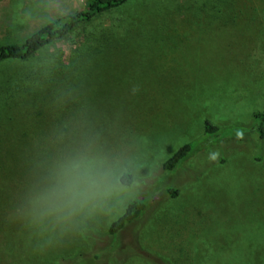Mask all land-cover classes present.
Instances as JSON below:
<instances>
[{"label": "rangeland", "instance_id": "1", "mask_svg": "<svg viewBox=\"0 0 264 264\" xmlns=\"http://www.w3.org/2000/svg\"><path fill=\"white\" fill-rule=\"evenodd\" d=\"M85 3L0 0V43ZM68 87L130 132L141 188L113 216L44 243L12 212L32 134ZM255 112H264V0H129L32 59L1 64L0 264H264V139L242 133ZM204 121L220 129L215 146L199 145ZM193 142L176 171L161 169ZM137 196L148 200L143 214L113 239L108 227Z\"/></svg>", "mask_w": 264, "mask_h": 264}, {"label": "clouds", "instance_id": "2", "mask_svg": "<svg viewBox=\"0 0 264 264\" xmlns=\"http://www.w3.org/2000/svg\"><path fill=\"white\" fill-rule=\"evenodd\" d=\"M138 91L131 87L132 96ZM49 110L52 122L32 134L26 179L12 212L44 243L85 221L113 216L126 193L139 192L142 166L119 117L102 116L82 93L71 87L57 90Z\"/></svg>", "mask_w": 264, "mask_h": 264}, {"label": "trees", "instance_id": "3", "mask_svg": "<svg viewBox=\"0 0 264 264\" xmlns=\"http://www.w3.org/2000/svg\"><path fill=\"white\" fill-rule=\"evenodd\" d=\"M129 0H86L83 7L74 13L62 16L31 33L26 38L19 42L0 43V65L9 61H28L36 56L40 51L45 49L55 41L62 40L71 34L81 23L88 22L95 17L121 7ZM220 129L208 121L203 123V133L199 138V145L208 144L209 137L215 138L212 140L215 146L216 138ZM244 131V130H242ZM243 135L247 136L254 133L260 140L264 139V112H255L252 114V122L250 129ZM243 135L238 138L242 139ZM234 134L226 136L232 138ZM196 140V142H198ZM185 143L181 145L171 156L161 164V169L165 172L176 171L181 164L187 161L194 153L195 143ZM167 193L171 197H176L177 192L167 189ZM148 200L144 196H137L130 201L124 208L123 213L110 224L107 229V234L113 239H116L118 233L127 225L134 222L143 214Z\"/></svg>", "mask_w": 264, "mask_h": 264}]
</instances>
